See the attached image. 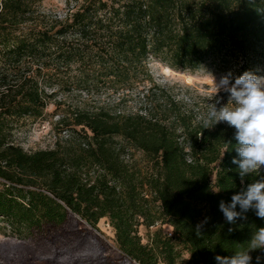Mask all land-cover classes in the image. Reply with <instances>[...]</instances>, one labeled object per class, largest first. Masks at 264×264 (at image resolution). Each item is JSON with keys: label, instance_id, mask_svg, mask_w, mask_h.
I'll list each match as a JSON object with an SVG mask.
<instances>
[{"label": "trees", "instance_id": "1", "mask_svg": "<svg viewBox=\"0 0 264 264\" xmlns=\"http://www.w3.org/2000/svg\"><path fill=\"white\" fill-rule=\"evenodd\" d=\"M38 1L0 0V219L33 245L2 246L11 261L217 264L216 256L246 247L264 219L250 210L233 225L219 210V202H230L242 187L232 164L237 153L224 154L235 130L225 123L203 129L205 115L198 120L155 85L147 61L179 72L230 71L234 82L257 70L264 56V0H68L73 7L63 20L39 15ZM68 35L81 44L65 52ZM89 52L92 87L118 91L141 75L149 85L148 113L77 114L79 141L24 152L12 141L14 121L41 118L53 97L39 85L41 68L58 69L76 58L83 63ZM88 78L84 71L83 89ZM127 149L139 151L143 162L127 159ZM205 217L198 236L196 225ZM102 219L121 253L116 261L80 222L98 231ZM156 224L169 230L154 231L143 244L138 228ZM251 255L256 264L264 253Z\"/></svg>", "mask_w": 264, "mask_h": 264}, {"label": "rangeland", "instance_id": "2", "mask_svg": "<svg viewBox=\"0 0 264 264\" xmlns=\"http://www.w3.org/2000/svg\"><path fill=\"white\" fill-rule=\"evenodd\" d=\"M73 3L68 0H39L35 4L39 15H45L50 18L63 20L68 11L72 10ZM24 30V29H22ZM91 43V35L88 37ZM81 44L78 37L72 35L66 36L62 40L64 51H68L69 46ZM84 62L74 59L70 64H61L57 69L55 66L41 68L38 82L42 90L47 95H52V99L44 110L41 118L33 120L32 118H22L13 123L12 141L26 153H33L39 150L54 149L57 143L65 144L77 142L80 140L82 127L76 125L77 114L98 115L108 113L110 116H127L134 114L148 113L149 104L146 103V96L149 85L141 75L132 80L130 86L122 90L115 91L102 85L99 88H93L91 84V52L84 53L82 56ZM34 68H36L34 66ZM166 65L155 59L147 61V69L152 77L153 83L167 91L176 103L185 109H193L198 120L207 113V105L212 100L213 81L212 75L219 79L222 75L215 73L210 68H204L196 71H174L169 68L166 71ZM259 75H264V56L258 63ZM31 71L27 74H31ZM87 71L89 78L86 81L87 89H83L79 83L82 82L83 72ZM54 89V90H53ZM155 98L160 103L165 101L159 93L155 92ZM222 93V92H221ZM220 93V94H221ZM219 94V95H220ZM227 99L223 98L222 103ZM127 159L135 162H143V155L139 151L127 149ZM264 173V172H263ZM81 222L82 227L92 230L101 240L105 248V255L111 260H118L121 253L113 244V230L102 219L97 224L98 231H94ZM161 229L165 234L169 227L167 225L156 224L153 227L146 228L140 226L138 233L143 244H147L154 231ZM12 245H24L32 248L30 241H20L17 233L12 230L7 221L0 219V264H13L8 250L2 246L11 247ZM8 257L7 263L2 259ZM183 259H188V255L183 252ZM16 264V263H14ZM35 264H46L43 260H36ZM132 264H135L132 262Z\"/></svg>", "mask_w": 264, "mask_h": 264}, {"label": "clouds", "instance_id": "3", "mask_svg": "<svg viewBox=\"0 0 264 264\" xmlns=\"http://www.w3.org/2000/svg\"><path fill=\"white\" fill-rule=\"evenodd\" d=\"M258 71H245L235 77L234 82L230 71L219 79L211 74L212 100L203 118V129L225 123L235 130L232 140L225 142L228 148L224 154L231 150L237 153L232 164L238 166L235 171L242 187L232 195L230 202H219L224 219L233 225L238 220H247L246 214L250 210L264 219V75L257 74ZM221 92L227 94L226 103H222ZM247 177H252V181L245 184ZM208 219L205 217L196 225L198 236ZM246 245L236 249L230 257L216 256L217 264H252V252L259 250L264 253V227L255 230ZM255 261L256 264H264V255L256 256Z\"/></svg>", "mask_w": 264, "mask_h": 264}, {"label": "bare ground", "instance_id": "4", "mask_svg": "<svg viewBox=\"0 0 264 264\" xmlns=\"http://www.w3.org/2000/svg\"><path fill=\"white\" fill-rule=\"evenodd\" d=\"M166 71L168 72L169 71V68H166Z\"/></svg>", "mask_w": 264, "mask_h": 264}, {"label": "built area", "instance_id": "5", "mask_svg": "<svg viewBox=\"0 0 264 264\" xmlns=\"http://www.w3.org/2000/svg\"><path fill=\"white\" fill-rule=\"evenodd\" d=\"M168 236H171L170 234H168ZM136 264V263H135Z\"/></svg>", "mask_w": 264, "mask_h": 264}]
</instances>
